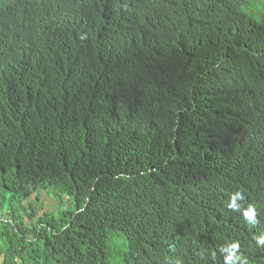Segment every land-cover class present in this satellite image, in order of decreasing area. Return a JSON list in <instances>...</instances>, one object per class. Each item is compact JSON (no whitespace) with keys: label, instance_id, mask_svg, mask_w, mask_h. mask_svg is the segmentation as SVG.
Instances as JSON below:
<instances>
[{"label":"trees","instance_id":"1","mask_svg":"<svg viewBox=\"0 0 264 264\" xmlns=\"http://www.w3.org/2000/svg\"><path fill=\"white\" fill-rule=\"evenodd\" d=\"M250 5L0 0V264H264Z\"/></svg>","mask_w":264,"mask_h":264},{"label":"rangeland","instance_id":"2","mask_svg":"<svg viewBox=\"0 0 264 264\" xmlns=\"http://www.w3.org/2000/svg\"><path fill=\"white\" fill-rule=\"evenodd\" d=\"M250 9L254 12L253 15L257 20L264 19V0H251V5L246 11ZM31 200L39 215L46 211L57 212L59 209L73 205V202L69 198H62L47 188H44L39 194L33 195Z\"/></svg>","mask_w":264,"mask_h":264}]
</instances>
